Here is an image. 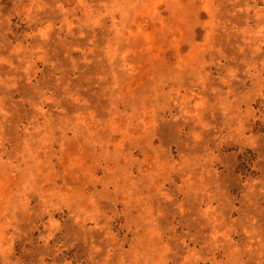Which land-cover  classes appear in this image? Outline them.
<instances>
[{
    "label": "rangeland",
    "instance_id": "374dc122",
    "mask_svg": "<svg viewBox=\"0 0 264 264\" xmlns=\"http://www.w3.org/2000/svg\"><path fill=\"white\" fill-rule=\"evenodd\" d=\"M0 264H264V0H0Z\"/></svg>",
    "mask_w": 264,
    "mask_h": 264
}]
</instances>
